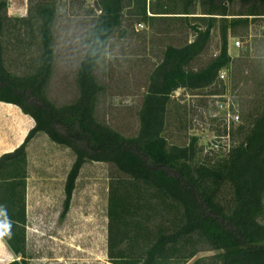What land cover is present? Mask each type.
Instances as JSON below:
<instances>
[{
    "label": "trees",
    "instance_id": "trees-1",
    "mask_svg": "<svg viewBox=\"0 0 264 264\" xmlns=\"http://www.w3.org/2000/svg\"><path fill=\"white\" fill-rule=\"evenodd\" d=\"M242 1L254 5L230 22L224 17L230 13L222 0H200L203 16H193L196 0H98L99 13L86 34L87 49L77 71L79 95L56 105L46 89L55 59L57 0H42L32 18H18L36 23L41 45L39 62L26 75L6 68L2 40L10 17L7 0H0V100L18 105L35 120L24 142L0 156V235L20 257L6 264H28L27 145L39 131L76 154L66 179L61 217L69 212L87 160L112 163L123 174L112 178L109 186L107 256L111 263L188 264L201 250H214L192 264H264V104L249 125L239 126L241 139L218 160L200 158L203 148L197 136L177 145L164 135L174 92L215 85L220 70L233 62L228 49L230 27L246 23L249 15H264V0ZM127 5H132L128 13L141 21L199 17L203 24L193 26L191 42L169 44L163 50L149 75L139 109L140 128L134 136L100 121L96 113L104 90L97 65L122 26ZM215 15L222 18L220 52L204 68L191 69L211 39Z\"/></svg>",
    "mask_w": 264,
    "mask_h": 264
},
{
    "label": "rangeland",
    "instance_id": "rangeland-1",
    "mask_svg": "<svg viewBox=\"0 0 264 264\" xmlns=\"http://www.w3.org/2000/svg\"><path fill=\"white\" fill-rule=\"evenodd\" d=\"M40 1L7 0L10 20H7L2 44L6 68L14 74H29L39 62L41 45L37 25L18 18H32ZM97 1L57 0L55 59L46 89L47 96L56 105L70 103L79 95L76 76L87 49L86 34L99 13ZM222 1L230 13L224 17L230 22L233 17L244 16L242 13L254 5L242 0ZM130 6L125 7L122 26L110 38L96 69L104 86L97 117L125 136H134L139 131V109L149 75L161 61L165 47L191 42L195 38L193 26L203 25L199 17H155L141 21L128 13ZM201 12L200 0H196L193 16H203ZM215 16L211 39L191 63V69L204 68L220 52L222 18ZM248 17L246 23H238L228 31V49L233 62L226 79H218L215 85L202 89L180 88L168 104L164 132L168 142L186 145L197 136L203 148L202 159L213 161L227 156L232 144L242 137L239 126L249 125L264 104V15ZM238 39L242 41L240 48L233 45ZM216 89L219 93H212ZM229 113L239 115L240 119L228 123ZM73 153L74 162L76 154ZM55 159V156L44 157L45 165L37 172L43 174L31 179L35 184L30 189L27 179L28 264H113L107 256L109 186L112 178L123 174L112 163L87 160L77 178L69 212L61 217L65 191L60 180L65 171ZM8 247L0 235V251L6 253ZM214 253V250H201L188 264L197 257Z\"/></svg>",
    "mask_w": 264,
    "mask_h": 264
},
{
    "label": "crops",
    "instance_id": "crops-1",
    "mask_svg": "<svg viewBox=\"0 0 264 264\" xmlns=\"http://www.w3.org/2000/svg\"><path fill=\"white\" fill-rule=\"evenodd\" d=\"M34 126V118L26 114L18 105L0 100V156L19 147ZM27 156L29 189L31 185L35 184V182H31V179H38L35 175L40 177L43 174L42 171L39 174L37 172L41 167H44L45 156H55V161L64 167L65 172L61 177L60 184L65 189L67 175L74 163V153L70 147L53 141L48 134L39 131L27 145ZM5 249L6 253L0 251V259H4L0 264L20 258L9 247ZM7 255L12 257L8 258Z\"/></svg>",
    "mask_w": 264,
    "mask_h": 264
},
{
    "label": "built area",
    "instance_id": "built-area-1",
    "mask_svg": "<svg viewBox=\"0 0 264 264\" xmlns=\"http://www.w3.org/2000/svg\"><path fill=\"white\" fill-rule=\"evenodd\" d=\"M140 26H143V24H139ZM235 47H237V48H240L241 47V45H242V41L241 40H235V42H234V44H233ZM227 70H228V68H223V69H221L220 70V72H219V79L220 80H224V79H226V77H227V75H228V73H227ZM240 119V116L239 115H232L231 113H229L228 114V119H227V121H228V123H230L232 120L234 121H238ZM231 128V127H230ZM229 128V129H230ZM229 134H230V132H229Z\"/></svg>",
    "mask_w": 264,
    "mask_h": 264
}]
</instances>
